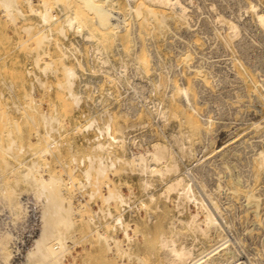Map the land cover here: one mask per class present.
<instances>
[{
	"label": "bare ground",
	"instance_id": "6f19581e",
	"mask_svg": "<svg viewBox=\"0 0 264 264\" xmlns=\"http://www.w3.org/2000/svg\"><path fill=\"white\" fill-rule=\"evenodd\" d=\"M22 1L0 0V9L2 10V13L9 20L12 21L14 14H18L19 16L23 17L24 13L21 9ZM25 1L30 7V10L27 11V14H29L28 12L30 11L35 12L39 17L40 23L44 25V27H42L41 29L40 28L36 29L37 27H35L34 31H32L33 26L36 25V24L33 25L34 23L24 24L21 26L22 30L24 31L23 33H25V35L23 38L21 39L19 38L20 40V42L18 41L19 46H22V48H24L28 44V42L34 45L33 47H31L36 51V54L33 57L34 63L38 64L39 52H37L38 51L37 49L43 47L42 46L43 41L45 43V40H49L50 38L49 33L51 35L52 29L57 34L65 38L67 36L68 31H74L83 40H85L87 44L89 43L90 45V59H89L91 60L90 70L92 72L100 70L102 73L107 74V76L109 75L110 77L109 76L108 77L110 78V80L112 79L115 83H118L120 86L124 88L126 93V98L124 99L122 98L123 101L121 102V111H120L123 112L122 114L123 116L127 115L133 118L138 116L141 110H145L146 112L149 113V115H151L152 121L154 123H158L160 127L161 125L169 121L170 117H179L181 122L186 124L181 129L177 127L176 129H171L166 134L163 133V131L158 128L159 132L163 134V136L165 137L166 143H164L162 140H152L150 144H148V146L143 147L142 151H139L140 150L139 148L138 150L135 151L133 150L132 146L134 147L143 146L144 145L143 140L145 141L148 137L143 136V140H141V142L139 143L135 142V136L131 135L130 133H128V131H126L129 126L127 125L128 127L125 126L127 127L125 128L118 123V119L116 115L117 113L116 114L113 113L112 110L107 107V104H105L103 100L104 97L102 98V100L99 97L94 98V103H96L95 105H97L98 107L97 111H90L88 113L89 115L85 117L84 123L81 125L79 129V131H88V130L95 131L93 137L90 139L92 143L89 145V149L85 153H83V155L77 157L78 159L77 161L72 154L73 161L72 160L71 161L75 162L76 164L80 163L79 165L81 164L84 165V167L80 169L81 172L80 179L84 180L87 183V186L81 188V190L79 191H84L83 194H86L88 198L83 202L84 203V206L82 205L83 207L82 206L80 207L79 204V209L82 210L83 208L84 210V207L86 206V204H88L89 200L98 197L102 203L106 204V207L104 209L98 207V211L101 212L104 219L106 215L109 216V218L111 217L112 222L110 223L105 219L104 221L105 228L102 229L103 228L102 227L100 229V225H101L100 221L99 223H96L95 221V215L97 214V211L95 210L93 212H90L88 210V212L84 217V222L90 225L92 224L93 226L88 234H92V233L95 234L97 238L96 240L102 243L103 245L102 248H104L106 252L113 254V256L116 257L118 256L119 258L117 259V261L119 260V264H123L121 260L122 256H125L128 259L135 258L140 264H149L145 258L134 253L135 251H132L133 249L132 246L135 238V237L133 238V236L136 234V228L138 229V227H136V225L130 227V225L125 222L122 213V210H124L123 206L124 205L129 206L127 199L129 198V196L127 194H126L127 196L123 195L121 193L122 190L120 191L118 189L119 186L118 188L116 187V185L111 181L108 175L116 167L121 165L123 167V165H126V167H128L131 172L134 171L135 174L137 173L140 175V178H138L140 179L139 180L140 184L137 183V185L139 184V186H141L140 188L141 191L145 192L144 194H146L147 201L155 200V195L149 189L152 186L151 177L157 176L166 179L165 187L161 191L159 196L163 197V199L166 201H170L172 200L171 194H175L176 199L174 205L177 209L176 211L178 214L182 213L186 209V205L189 202H191L192 205H194L196 208V210L193 213H190L187 218H183V217L176 218V224L179 226L178 228H175L174 223H171L170 227L172 229H170L168 234L162 231L157 233L155 243L153 244L151 243L152 245L148 247L149 248L148 252L149 254H152L155 251L154 249L158 247V249L160 250L159 252L160 254L156 252L157 250L155 251L156 252L155 254H157L158 259H160L159 264H264V250H262L263 252L261 254V257H257L253 259L246 260L247 256L246 259H241L242 258L241 256L243 254L242 255L240 254L241 256L240 255L238 256L237 253L238 248L236 249L234 248L233 241H231V239L227 236V234H225V227H229V224L226 223L225 219L223 220L224 215L222 212L223 211L222 205L214 197L215 194L213 196L214 193L213 191L222 188L221 183L226 180L229 182L228 187L231 189L230 192L232 193L237 192L239 188H244L245 190L243 196L245 197V202H244L245 205L253 204L256 207L255 210H257V207L259 206L258 198L260 196L258 197L259 194L253 192L252 189L250 188V183H249L250 178L244 177L239 171L231 172L230 165L227 163L228 161L226 162L223 160L224 162H221V164L222 163L224 164H222V167L219 169L220 173L218 172L214 179L215 187L208 188L207 181L211 173L207 171L202 172V168H204V166L207 164L206 158H204L205 160H203L197 156V158H195L196 164L194 166H192V164L190 165V163L185 164L184 163L185 158L183 159V157L185 156L187 157V159L194 157L195 155L193 149L194 145L192 146V143L195 139L194 137L195 135H199L198 136L200 137L199 140L201 139V141L204 144L199 146V147L201 146L205 147V148L203 147L200 148L202 150L206 149L208 145L211 146V144L213 143V137L211 135L213 133L212 124L215 122V119L214 116L210 115L207 110L201 111V105L203 103L205 104V98H206L203 96L204 85H202V83L203 84L204 82L207 83V80L210 79L209 81L212 80L213 82H215V84H218L222 80H225L223 78L226 77L224 74H223L224 77L222 75V67L219 65L220 63H218L216 59H211L214 58L215 55L214 57L211 58L210 56H205L202 50H200L198 43L194 41L199 37L202 38L204 41L210 38L208 34H198V33H206L203 26L201 27V24L200 27L196 26L198 20L197 18L199 16L197 10L199 11L200 9V3L197 0H93V1L92 0L90 1L89 0H42L41 9L36 11L31 7V0H25ZM237 3H241V2L239 1ZM53 4L62 5L64 7V8L62 7L63 13H61V16L57 17L52 12ZM243 5H245V7L247 8L246 11L250 10L251 17L255 25L259 27L261 31L264 32V9L260 8L259 5L253 0H245V4ZM99 9L100 11L101 10L102 11L98 12ZM59 15H60V11H59ZM219 17H220L219 21L220 19L226 21V28L223 31V34H219L223 42H225L226 45L227 44L230 45L231 43H233L234 46H236L237 48L236 50L241 52L240 54H245L244 62H246L247 64L249 63L250 66L252 65L253 69H255L257 67V63L260 62L262 59L260 56L248 53L247 49L249 47V44L252 43H249L248 41L245 40L244 34H242L241 32V28H243V30L245 29L242 26V24L239 22L236 15L234 16L233 14V16L231 17L229 16L230 18L228 19H225L223 15H220ZM60 18L63 19L61 20ZM173 23L176 24V27L172 26L171 29V25ZM220 23H223V21ZM155 24L157 26L156 28L167 27L168 30L166 34H161L162 36L161 35L160 36H161L162 44H164V48L171 51L172 55L167 57L166 55L165 56L162 55V52L160 51L155 41L151 37L146 38V40H144L145 43L143 44L142 41H140V36H141L140 33L143 32L141 30V26L150 25L151 28L152 27L154 28ZM51 25H53V28H51L52 27ZM180 27H183L184 30L179 31L178 28ZM158 31L159 30H157V32ZM196 34H198L199 37L196 38L197 36ZM128 36L131 37L128 39L127 38ZM113 39H115V46L113 45L115 47L113 52L116 55L115 59L110 58L107 51L108 50L107 44L111 40L113 41ZM258 42L261 43L260 40ZM258 42L256 43L258 44ZM190 54H192L191 57ZM65 56L66 54L64 55V58ZM181 56L182 57L188 56L189 58L187 57L188 59L184 61V59ZM179 57H181L180 61H182L183 59L182 62L183 65L186 67L187 74H189L190 72L191 75L195 74L193 76L194 78L191 79V83L186 82V79L182 72L183 65L181 66L180 62L177 61V58ZM233 58L235 57L233 56ZM93 59L94 62H92ZM240 59L237 58L236 60L240 65H242ZM52 61L51 59L44 60L42 64L39 66L40 71L44 75L48 71L51 72L54 71L52 69V65H53ZM232 62L234 63V61L230 60L229 63L232 65L233 64ZM61 67H62L61 71L63 73V76L61 75V77H63V79L62 81H59L56 86L59 89H61L62 92L64 91V93L61 94L60 97L63 99L65 98L67 104L70 103L69 106L70 110L72 105L76 109V107L78 108L83 98L84 95L83 89L86 87L87 90V87L91 86L90 88L91 92L97 90V84L101 81L102 78L99 77L94 79L91 78V76L90 77L88 76L87 79L82 81L83 82L82 88H79L78 86L79 89H74V85L77 81V78H79L78 71L73 67L67 65H63ZM259 70L262 71L261 69ZM37 71L39 72V70ZM53 73L56 74L55 72ZM237 75L235 73L234 77ZM175 76L177 77L176 79ZM239 76L241 77V75ZM239 76L237 77L240 79ZM252 76L253 75H251V77ZM237 77H235V80ZM260 77L261 76L258 75V78ZM244 80L242 79V82ZM259 81H260L259 82L260 88H258L257 90L260 94L259 96L261 97L262 102L264 103V78H260ZM239 82H237L238 86H239ZM42 83L43 82H41V84ZM9 85H11V83H9ZM37 85H38V81H37ZM30 86H31V82H30ZM31 89L33 90V88ZM252 89L255 90V88ZM249 93L251 92L249 91ZM252 93L255 94V92ZM91 96L92 95L90 93L87 94V98H91ZM237 96H235V98ZM105 101H107V99ZM34 102H35L34 99L31 97L30 103L32 104ZM65 107L63 108L65 109ZM65 110H67V108ZM8 112L9 111H7L2 104H0V125H1L0 151L3 152L4 154H7V156L15 155L18 151L20 152V153L18 152V154L22 155L21 150H23L22 149L23 147L20 145L18 146L17 144L18 142L12 135L13 132L12 127L17 126L18 121H16L15 119L13 120L11 118L12 115L10 117ZM39 115L41 116L39 118L42 119L46 134V137L42 139L44 143V147H41V149L38 150V153L42 158L46 154L48 155L50 154L51 151L50 146L56 142V138L53 137L51 133L55 131L60 136L61 134L60 131L63 128V126L62 124L59 125V118L55 114H48L43 112ZM261 120L264 121V119L261 118L260 120L250 119L249 125L251 126L253 125L251 128L260 127L262 122ZM144 123L146 124L147 122ZM144 123L143 125H145ZM182 123L181 125H184ZM136 125L137 124L135 125L131 124L130 127L132 128V126H136ZM78 126L80 125L79 124L75 125L76 129L78 128ZM140 126L142 125L139 124V127ZM261 126L264 129V124H262ZM17 128H20V126L19 127L17 126ZM14 130H18V129H14ZM19 134H17V136L20 137ZM261 138H263V141H261L259 147H257L256 142L249 141L247 143V146L251 147L250 148L251 153H249V155L246 158V165L250 170L251 173L250 176L253 178L264 173V137ZM218 146L219 148H216L215 152L220 153L223 150L222 148L224 147V145L223 146L218 145ZM117 148L120 149L119 152L117 151ZM214 148L212 147V149ZM13 149L15 151L16 150L18 151L16 153H13L14 151ZM18 154L16 155L18 156ZM0 155L2 156V154ZM17 156H12L13 157L12 159H15L14 157ZM202 156L204 157V155ZM1 159L2 158L0 157V160ZM2 160L5 162L6 167L9 168L8 170L14 169L15 167L17 168V166H20L21 164L17 162L18 164L15 167H12L10 166L11 164L9 161H6L4 158ZM179 162L183 164L182 166L183 168L180 167L181 164ZM23 163L25 164V161ZM24 168L25 169L23 170V172L22 173L20 172L22 179L20 180L23 181V183L27 184V187L24 188V190H19L18 188V191H16L14 188L7 187L6 184L1 182H0V190L4 192L10 191V193L7 194V197L9 198L10 201L8 205H10V209L13 211L11 212L10 209L8 210V213L11 212V216H12L10 222L13 225H15L18 223V220L21 219L20 221H22L23 223L27 222L26 224L27 227L31 225L32 228L30 230H27L28 234L26 239L24 240L19 236V233H13L11 231L12 229L10 230L8 225H7L8 228L4 226L3 229H0V264H84V263H74L70 261L68 263L64 262V257L66 258L68 256V255L65 256V254L68 252L70 247L68 241H75V239L77 238L75 237V232L77 233L78 231L75 225V216L78 214H76L74 207L72 206L73 201H71L70 199L71 203L67 202L68 200L64 195L60 193L57 187V185L62 181L61 177L57 175L54 176L47 174L48 172L45 173L43 170H41L42 166H40V163L37 162L36 160H33L30 164L26 165V167L24 166ZM73 169L67 172V176L73 175L74 172ZM121 171L125 172L124 169ZM40 172L41 173L43 172L42 175H38L37 177L36 174H39ZM131 172L129 173L131 174ZM171 174L174 175L172 178L169 176L167 177V175H171ZM16 179L19 180V178ZM16 179L13 185L14 187L17 188L18 181ZM3 185H6L7 188H5ZM101 185L105 187L106 192L104 193L101 192ZM22 191H30L31 194L26 195L23 194ZM127 191L129 192V195L132 194V190L130 187H128ZM1 196H3V194H1L0 197ZM110 203H113L114 206L116 205L121 206L122 207L120 209L121 211L112 214V211L110 210L109 207ZM141 204L144 206L146 205V203L143 201ZM30 207L34 208L33 215L35 218L31 221L32 223H30L28 219ZM86 207H88V205ZM134 207L136 206L134 205ZM155 207L159 208V205H155ZM246 210H248V208ZM199 214L202 215L201 218L198 217ZM147 217L150 216L148 215ZM97 220H99V218ZM117 227H119L121 230L124 244H122L120 238L116 237L113 233H110V230L111 231L115 230ZM129 230H131V232H129ZM147 231L146 233L144 231H143L144 233H141L140 237H142L141 238L142 241H145L147 237L151 236L150 235L151 232H147ZM189 233L193 235L191 241L186 240V237L188 236ZM24 236H26V234ZM79 238H81V236H79ZM79 238L77 239L79 240ZM141 240L139 241L142 243ZM77 241H75L76 244ZM79 241L82 240L80 239ZM105 251L104 253H106ZM113 259H114L113 257L110 258L109 259L110 262L108 261V263L111 264ZM94 262H96V260ZM101 263L104 264L102 261ZM112 264H116V263L112 262Z\"/></svg>",
	"mask_w": 264,
	"mask_h": 264
},
{
	"label": "rangeland",
	"instance_id": "374dc122",
	"mask_svg": "<svg viewBox=\"0 0 264 264\" xmlns=\"http://www.w3.org/2000/svg\"><path fill=\"white\" fill-rule=\"evenodd\" d=\"M24 1L21 2V9L24 13V15H23L24 18L22 16H19L18 14H14L13 20L11 21L2 13V10L0 9V93H1L0 94V104H2L7 111H9L8 114L10 117L12 115L11 118L13 120L15 119L16 121H18L17 126L18 127L20 126V128H17V126L12 127L13 128L12 129L13 130L12 135L14 136L16 141L18 142L17 143L18 146L20 145L23 147L22 148L23 150H21L22 155L18 154V152H19L18 150L15 151L13 149L15 151V152L13 151V153H16L18 151L16 154H18L19 158L16 154L11 155V156H7V154H4L1 151H0V154H2V156L0 155V157L2 159L4 158L6 161H9L11 164L10 166H12V167H15L18 164L17 162L22 164L25 161V164L23 163L22 165L20 164V166H17V168L15 167L16 170H15V168L8 170L9 168L6 167L5 162L1 159L0 160V175H1L0 176V179H1L0 182L6 184L7 187L14 188L16 191H18V188H19V190H24V188L27 187V184L23 183V181H21L22 180L21 179V173L25 169L24 166L26 167V165L30 164L33 160H36L37 162L40 163V166H42L41 170H43L45 173L48 172L47 174L54 175V176H56V175L60 176L62 181H61V183H59L57 185V187H58L60 193L66 197V199L68 200L67 202L71 203V201H73L72 206L74 207L76 214H78L75 216V225H76L77 230L79 231V232L77 231V233L75 232V237L79 238V236H81V238H79V240L80 239L82 240V241H79L76 238L78 240L77 241L74 238L75 241H77V244L75 241H68V244L70 245V247H69L68 252L65 254V256L68 255L70 257H68V256L66 258L64 257V262L68 263L70 261V262H74V263L96 264L101 257L102 260L100 259V261L97 264H102L101 261L104 264L106 262H107L106 264H109L108 263L109 259L113 257L114 259H113V261L112 260L111 261L116 263V264L118 262V264H119V260L117 261V259L119 258L118 256L116 257V256H113V254L106 252L104 250V248H102V246H103L102 243L98 242L96 240L97 238H96L95 234H93V233L88 234L93 227L92 224L90 225V224H87L84 222V217H85L86 213L88 212V210L90 212H93L95 210L97 211V214L95 215V221H96V223H99V221H100V223H101L100 229L102 227H103L102 229L105 228L104 227L105 219L111 223L112 218L111 217L109 218V216L106 215V217L104 219L101 212L98 211V207H101L103 209L106 207V204L102 203L98 197H95L94 199L92 198L91 200H89L88 204H86V202H85L86 206L88 205V207L85 206L84 210H83V208H82V210L79 209V204H80V207L82 205L84 206L83 202L88 198L86 196V194H83L84 191H79V190H81V188L86 187L87 183L84 180L80 179V177H81L80 169L82 167H84V165H82V164L79 165L80 163L76 164L75 162H72L73 161L72 157L74 156L76 158V161H77L78 160L77 157L83 155V153H85L89 149V145L92 143L90 139L93 137L95 131L94 130L79 131V129H80L81 125L84 123L85 117H87L89 115L88 113L90 111H97L98 107H97V105H95L96 103H94V98L99 97L102 100V98L104 97L103 98L104 103L107 104V107L110 108L113 113H115V114L117 113L116 115H117L118 123L122 127H125L127 125L130 127L131 124H134V125L137 124L136 126H132V128L130 127L131 130H137L139 128V124L142 125L140 127L149 126L150 124H152L153 121H152L151 115H149V113L146 112L145 110H141L139 112L138 116L133 117V118H131L127 115H124V116L122 115L123 112H120L121 111V102H122V98H123L121 86L118 83H115L112 79L110 80V78H109L110 76L108 75L109 76L108 77L107 74L102 73L100 70H97L95 72H92L90 70L91 69V67H90V64H91L90 61L91 60H89L90 59V45H89V43L87 44V42L85 40H83L79 35H77L74 31H68L67 32V36H66L67 39L65 37H62L61 35L57 34L53 29H52L51 35L48 32L50 38H49V40H45L46 44L43 41V43H42L43 47H41L40 49H37L38 50L37 52H39L38 64L34 63L33 57L35 56L36 51H35V49L31 48L34 45L32 43L28 42V44L26 45L27 47L26 46L24 47L25 49L22 48V46H19V42H20L19 38L21 39L25 35V33H23L24 31L22 30L21 26L24 24H33L34 23L33 25L36 24L35 26H33V29H32V31H34L35 27H37L36 29H39V28L41 29L42 27H44V25H42L40 23L39 17L35 12L30 11V12H28L29 14H27V11L30 10V7L26 3V1H25V3H24ZM197 1L200 3V9H199V11L197 10V13L199 16L197 18L198 20H197L196 26L200 27V24H201V27L203 26V28L206 31V33H198V34H208L210 36V38L208 40L204 41L202 38L199 37L198 34H196L197 35L196 38L199 37L200 39L195 38L196 40H194V41L196 43H198L200 50H202V52L205 54V56H210V58H211V57H214V55H215V57L211 58V59H216L218 61V63H220L219 65L222 67V75L224 74L227 77V79H226V77L223 78L225 80H222L218 84H215V82H213L212 80L209 81L210 79L207 80V83L206 82H204V84L202 83V85H204L203 86V88H204L203 96L206 98H205V104L204 103L202 104L204 109L202 108V105H201V111L207 110L208 113L210 115H213L214 119H215V122L212 124L213 133L211 135L213 137V143L211 144V146L208 145L206 147V149L202 150L200 148H202L203 146H201V147H199V146L204 145V144L201 141V139L199 140V138H200V137H198L199 135H195L194 136L195 139L192 143V146L194 145L193 149H194L195 155L193 158H188L189 160L187 159L186 156L183 157V159L184 158L186 159V160L184 159L185 164L190 163V165L192 164V166H194L196 164L195 158H197V156L203 160H205L204 158H206L207 164L205 163L206 165L204 166V168H202V172L207 171V172L211 173L210 176L208 177V181H207V184H208L207 187L208 188H214L215 187V182H214L215 176L217 175L218 172L220 173L219 169L222 167V164H224V163L221 164V162H224V161H226V162L228 161L227 163L230 165L231 172L239 171L244 177L250 178L249 179L250 180V182H249L250 188L252 189L253 192H255L256 194H259L258 197L260 196L258 198V202H259V206L257 207L258 211L255 210L256 207L253 204L245 205V203H244L245 197L243 196L244 190H245L244 188H239L237 190V192H234L235 193L234 194V193L230 192L231 189L228 187L229 182L226 180L221 183L222 188H220L216 191H213L214 192L213 196L215 194L214 197L222 205V210H223L222 212L224 215L223 220L225 219L226 223L229 224V227H225V234H227V236L231 239V241H233L234 248L235 249L238 248L237 249L238 256L240 254L241 255L243 254L242 256L240 255L242 257L241 259H246V256H247L246 260L253 259V258L261 257V254L263 252L262 250H264V221H263L264 220V211H263L264 210V205H263L264 204V201H263V199H264V192H263L264 191V173L256 176L255 178L251 177L250 176L251 175L250 170H249L248 166L246 165V158L249 155V153H251V150H250L251 147L250 146L248 147L247 143L249 141H253V142H256L257 147H259L260 146L259 144L261 143V141H263V138H261V137H264V136H262L264 134H261V133H264V131H263L264 129L261 126L262 124H264L263 120H261L262 122H261L260 127L251 128L253 125L252 126L249 125L250 119L251 120H255V119L260 120V118L264 119V117H263L264 116V103L262 102V99L259 96L260 94L257 90L258 88H260V86H259L260 78H264V74H263L264 73V70H263L264 69V47H263L264 46V32L261 31L260 28L255 25V23L251 17L250 10L246 11L247 8L245 7V5H243V4H245V0H223V1L222 0H219V1L218 0H197ZM200 1H202V2H200ZM239 1L241 3H237ZM253 1H255L259 5L260 8L264 9V0H253ZM41 2H42V0H31V7L37 11V10L41 9ZM87 5H88V2H87ZM52 6H53L52 12L57 17L61 16V13H63L64 7L62 5H54V4ZM59 11H60V15H59ZM99 11H100V9L98 10V12ZM219 13H220V15H223V17L225 19L230 18L231 16H233V14H234V16L236 15L239 22L244 27L245 30H243V28H241V32H242V34H244L245 40L248 41L249 43H252V44H249V47L247 49L248 53L260 56L262 59L260 62L257 63V67L255 69H253L252 65L250 66L249 63L247 64L246 62H244L245 54H240L241 52L236 50L237 48H236V46H234L233 43H231L230 45H228V44L226 45V43L223 42V40L219 34H223V31L226 28V21L223 19H220V21H219V18H220ZM97 17H98V15H97ZM60 19L62 20L63 18H60ZM222 21H223V23H220ZM51 26H52L51 28H53V25H51ZM154 26H155L154 27L155 29L153 27L151 28L150 25L149 26L148 25L141 26V30L143 32L140 33L141 34L140 41H142V44H143V43H145L144 40H146V38L151 37L155 41V43L158 46V48L160 49V51L162 52V55H164V56L166 55V57L172 55L171 51L164 48V44H162V41H161V36H162L161 34H166V32L168 30L167 27L156 28L157 27L156 24ZM172 26L176 27V24L173 23L171 25V29H172ZM215 28H216V30H215ZM246 28H247V30H246ZM128 29H129V27H128ZM250 29H252V30H250ZM157 30H159V31L157 32ZM178 30L183 31L184 28L180 27V28H178ZM207 30L209 31V33ZM246 31H248V32H246ZM128 35H130V34H128ZM130 37L128 36L127 38L129 39ZM253 38H254V40H253ZM258 39L261 41V43L258 42L259 41ZM256 42H258V44ZM109 43H110V45H109ZM109 43L107 44L108 45V47H107L108 54H109L110 58L115 59L116 55L113 53L114 48H115L114 47L115 46V39H113V41L111 40ZM44 47H45V49H44ZM65 48H66V50H65ZM44 52L47 54H45ZM207 52H209L210 54ZM63 54L64 55L66 54L65 58H64ZM191 55L192 54H190V57H191ZM184 56L183 57L181 56V57L184 59V61H186L189 57L187 56L188 57L187 58ZM233 56L235 58H233ZM181 57L177 58V61L180 62V65L182 66L183 65V62H182L183 59H182V61H180ZM237 58L238 59L241 58L240 60H241L242 65H240L237 62V60H236ZM48 59H51V61L53 60L52 61L53 62L52 69L54 70L53 72H55L56 74H54L51 71H48L44 75L40 71L39 66L42 64V62L44 60H48ZM65 60H67V61H65ZM230 60L234 61V63L232 62L233 63L232 65L229 63ZM39 62H40V64H39ZM92 62H94V59L92 60ZM23 64H24V66H23ZM63 65L73 67L79 73V78H77V81L74 85V89L82 88V83H83L82 81L87 79L88 76L89 77L91 76V78H94V79L99 78V77L102 78L101 81L97 84V90L93 91L94 93L91 92V89H90L91 86L87 87V90H86V87L83 89L84 95H83V98L81 100L82 103L80 102L78 108L76 107L77 110L75 109V107L73 105L71 106V110H70V108H69L70 103L67 104L66 99L65 98L63 99L60 97V95L63 94L64 91L62 92V90L56 86L57 83L59 81H62V79H63V77H61V75L63 76V73L61 71L62 70L61 66H63ZM231 66H232V68H231ZM259 69H261L263 72L260 71ZM37 70H39V72ZM253 71L255 72L256 75L254 74ZM182 72H183V75L186 79V82L191 83V79L194 78L193 76L195 74L191 75V72L189 74H187L186 67L184 65L182 66ZM235 73H236V75L238 73L237 76L241 75V77L239 76L240 79L237 76H235V77H237L235 80V77H234ZM224 75H223V77H224ZM251 75H253V76L251 77ZM258 75L261 77L258 78ZM35 78H37V79H35ZM176 78L177 77L175 76V79ZM231 78H233V79H231ZM241 78L243 80L245 78L246 79L242 82ZM37 81H38V85H37ZM225 81H227V82H225ZM30 82H31L32 87L30 86ZM41 82L44 83V86H43V83L41 84ZM237 82H239V86H238ZM5 83H6V85H5ZM9 83H11V85H9ZM242 83H243V85H242ZM78 86H79V88H78ZM22 87H24V88H22ZM30 87L33 88V90ZM252 88H255V90ZM30 90H32V91H30ZM249 91L251 93L255 92V94L254 93L251 94V93H249ZM88 93H90L92 95L91 98H87ZM106 93H107V95H106ZM4 95H5V98H4ZM234 95L235 96L238 95L237 97L240 100L237 97L235 98ZM56 96H58V97H56ZM31 97L35 101L32 104L30 103ZM106 99H107V101H105ZM231 99H233V100H231ZM248 100H249V102H248ZM208 101H209V103H208ZM230 101H232V102H230ZM213 102H215V103H213ZM241 102H243V103H241ZM221 103H222V105H221ZM26 104H29V105H26ZM53 105H54V107H53ZM15 106H16V108H15ZM63 107H65V109L67 108V110H65ZM12 109H13V111H12ZM35 109H37V110H35ZM251 109H253V110H251ZM240 110H241V112H240ZM43 112L48 113V114L57 115L59 118V125L62 124L63 128L60 131V133H61L60 136L55 131H53L51 133L53 135V137L56 138V142L50 146V150H51L50 154L49 155L46 154L44 157L41 158V156L38 153V150H40L41 147H44V143H43L42 139L46 137L45 127L43 125L42 119L39 118V117H41L39 114H41ZM63 113H65V114H63ZM231 114H232V116H231ZM82 116H83V118H82ZM248 117H249V120H248ZM150 119H151V121H150ZM24 120H25V123H24ZM32 120H33V122H32ZM144 122H147V123L145 124ZM167 122L164 123L163 125L169 124L170 130L176 129L177 127L181 129L182 127H184L186 125V124L181 122L179 117H170L169 121H167ZM244 122H246V123H244ZM29 123H31V124H29ZM143 123L145 125H143ZM181 123L184 125H181ZM76 124L80 125V126H78L77 129L75 127ZM178 124H179V126H178ZM0 127H1V125H0ZM127 127H125V128H127ZM129 127L127 128L126 131H128V133L131 134V132H130L131 130ZM248 127H249V129H248ZM14 129H18V130H14ZM255 129H257V130H255ZM261 129H262V132H261ZM170 130H168L167 132H163V133L166 134ZM18 131H20V132H18ZM153 132L151 131V134H153V136H154L153 140H162L164 143H166V139L163 136V134H161L159 132V129H155V130H153ZM17 134H19L20 137L17 136ZM233 134H235L236 136ZM233 138H234V140H233ZM258 138H259V140H258ZM57 142H58V144H57ZM201 142H202V144H201ZM240 143L244 146H242ZM218 145H222V146L224 145V147L222 148L223 150L220 153L215 152L216 148H219ZM28 146H29V148H28ZM212 147L213 148L215 147V148L212 149ZM203 148H205V147H203ZM142 150H143V148L140 149L139 151H142ZM117 151L119 152L120 149L117 148ZM72 154H73V156H72ZM219 154L220 155L222 154V155L220 156ZM202 155H204V157ZM12 156H17V157H14L15 159H12L13 158ZM220 158H222V159H220ZM234 158H236V159H234ZM207 160H208V162H207ZM42 161H43V163H42ZM75 164H76V166H75ZM43 165H45V166H43ZM182 166H183V164L180 165L181 168H183ZM74 167H76V168H74ZM122 168L124 169L125 172L121 171V170H123ZM71 169L74 170L73 175L67 176V172ZM128 170H129V168L126 167V165H123V167L121 165V166L116 167L108 175H109V178L111 179V181L116 185V187L118 188V186H119L118 189L120 191L122 190L121 193L125 196H127V195L129 196V198H127L128 199V205L129 206L131 205V206L129 207L127 205H124L123 206L124 210H122V213H123V217H124L125 222L128 223L130 225V227H133L134 225H136V227H138V229L136 228V234L133 236V238L135 237L134 238L135 244L133 243L132 251H135L134 253L145 258L149 264H159L160 259H158V255L155 254L156 252H158V254H160L159 253L160 250L158 249V247L154 249L155 251L157 250L156 252L154 251V253H152V254H149V252H148V250H149L148 247H150L153 243H155L157 233L162 231V232L168 234L170 229H172L170 227L171 223H174V225H175L174 227L178 228L179 226L176 224V218L177 217L187 218L190 213H193L196 210V208L194 205H192L191 202H189L186 205L187 210L185 209L182 213L178 214L176 211L177 209L174 205V202L176 199L175 194H171L172 200H170V201H166L163 199V197L159 196L161 191L165 187V183H166L165 180L166 179L160 178L157 176L151 177L152 186L149 189L155 195V200L154 201H147L146 194H144L145 192L144 191L142 192L140 189L141 186H139V184H140L139 180L140 179H138V178H140V175L137 173L135 174L134 171L131 172L130 170L129 171ZM248 170H249V172H248ZM129 172H131V174ZM42 173L40 172L39 174H36L37 177H38V175H42ZM44 174H43V176H44ZM16 176H18V177H16ZM168 176L172 178L174 175L171 174V175H167V177ZM16 178H19V180L21 179L20 182ZM15 179L18 181V182L16 181L17 182V188L14 187V185H13ZM224 179H226V178H224ZM16 182H15V184H16ZM137 183H139V184L137 185ZM6 185H3V186L5 188H7ZM103 187L104 186L101 185V192L104 193V192H106V189L104 187V189H105L104 190ZM128 187H130L132 190V194H130V195H129V192L127 191ZM9 193H10V191L4 192V191L0 190V195L3 194V196L0 197V229H3L4 226L7 227V225H8L9 229L10 230L12 229L11 231L13 233H19V236L21 238H23V240H24V239H26L27 234H28L27 233L28 227L26 225L27 222L23 223L22 221H20L21 219L18 220V223L15 225H13L10 222V219L12 217L11 212H13V211L10 209V205H8L10 203V201H9V198L7 197V194H9ZM22 193L26 194V195L31 194L30 191H22ZM70 199H71V201H70ZM77 200H78V202H77ZM142 201L146 203L145 206L141 204ZM29 202H30V200H29ZM76 202H77V204H76ZM134 203H136V204H134ZM260 204H261V206H260ZM111 205H113V203H110V205H109L110 210L112 211V214H115L118 211H121L120 210L122 208L121 206H119V205L111 206ZM134 205L136 207H134ZM155 205H159V208L155 207ZM251 206H252V208H251ZM247 208H248V210H246ZM9 209L11 211V212L9 211L10 213H8ZM29 209L33 210L34 208L30 207ZM148 215L150 217H147ZM172 215H173V217H172ZM156 216H157V219H156ZM198 217L201 218L202 215L199 214ZM98 218H99V220H97ZM149 218L151 219V221ZM243 221H244V223H243ZM258 221H259V223H258ZM5 222H6V225H5ZM117 228L115 230H112V231L110 230V233H113L116 237L120 238L122 241V244H124L123 243L124 240L122 239L121 230L119 227H117ZM143 231L145 233H146V231L151 232V234H150L151 236L147 237V239H146L147 241L141 240L142 237H140V236H141V233H144ZM129 232H131V230H129ZM20 233H21V235H20ZM25 234H26V236H24ZM189 234L186 237L187 241H191L193 238V235L191 233H189ZM139 240H141L142 243ZM235 241H237V242H235ZM241 242H242V244H241ZM147 244H148V246H147ZM240 248H241V250H240ZM99 249H101V250H99ZM142 250H143V252H142ZM104 251L106 253H104ZM71 253H73V254H71ZM144 253L146 254V256ZM73 255H74V257H73ZM95 260H96V262H94ZM121 260H122L123 264H140L135 258L128 259L125 256H122ZM112 262H111V264H112Z\"/></svg>",
	"mask_w": 264,
	"mask_h": 264
},
{
	"label": "built area",
	"instance_id": "2783aa9c",
	"mask_svg": "<svg viewBox=\"0 0 264 264\" xmlns=\"http://www.w3.org/2000/svg\"><path fill=\"white\" fill-rule=\"evenodd\" d=\"M122 97H123V99L126 98V93H125V90L123 87H122ZM123 99H122V101H123ZM158 128L161 129L163 132H167L168 130H170L169 124L161 125V127H160L158 123H152L149 126L139 127L137 130H131L130 131L131 135L135 136V142H137V143H139V142H141V140H143V136L148 137L145 141L143 140L144 145L139 146L138 147L139 149H141L145 146H148V144H150V142L154 138V136L151 134V131L153 132V130L158 129ZM132 148H133V150H136V149L138 150L137 147L132 146ZM33 211H34V209L33 210L29 209L28 219H29L30 223H32L31 221L35 218L33 215V213H34ZM31 228H32L31 225L28 226V230H30Z\"/></svg>",
	"mask_w": 264,
	"mask_h": 264
}]
</instances>
